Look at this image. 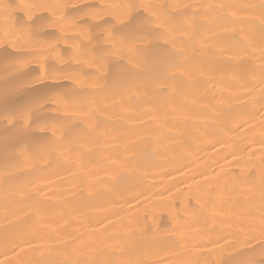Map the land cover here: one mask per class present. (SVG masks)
I'll list each match as a JSON object with an SVG mask.
<instances>
[{
    "label": "bare ground",
    "instance_id": "obj_1",
    "mask_svg": "<svg viewBox=\"0 0 264 264\" xmlns=\"http://www.w3.org/2000/svg\"><path fill=\"white\" fill-rule=\"evenodd\" d=\"M0 264H264V0H0Z\"/></svg>",
    "mask_w": 264,
    "mask_h": 264
}]
</instances>
